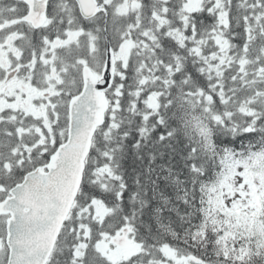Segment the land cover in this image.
Segmentation results:
<instances>
[{
    "label": "snow or ice",
    "instance_id": "6c2138e0",
    "mask_svg": "<svg viewBox=\"0 0 264 264\" xmlns=\"http://www.w3.org/2000/svg\"><path fill=\"white\" fill-rule=\"evenodd\" d=\"M0 264H264V0H0Z\"/></svg>",
    "mask_w": 264,
    "mask_h": 264
}]
</instances>
